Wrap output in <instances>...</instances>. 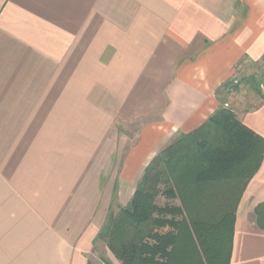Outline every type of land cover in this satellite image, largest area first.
Wrapping results in <instances>:
<instances>
[{
  "label": "crops",
  "instance_id": "obj_1",
  "mask_svg": "<svg viewBox=\"0 0 264 264\" xmlns=\"http://www.w3.org/2000/svg\"><path fill=\"white\" fill-rule=\"evenodd\" d=\"M263 56L264 0H0V264L92 261L115 186L126 205L153 156ZM236 113L264 137V100ZM119 120L140 126L124 154ZM262 202L264 160L230 264H264Z\"/></svg>",
  "mask_w": 264,
  "mask_h": 264
},
{
  "label": "trees",
  "instance_id": "obj_2",
  "mask_svg": "<svg viewBox=\"0 0 264 264\" xmlns=\"http://www.w3.org/2000/svg\"><path fill=\"white\" fill-rule=\"evenodd\" d=\"M242 82L264 100V73L259 80L256 75L238 82L228 79L217 94L222 88L237 89ZM220 102L202 125L153 156L131 199L118 212L113 210L115 186L96 240L103 241L121 264L231 263L238 205L263 163L264 137L222 104L226 101ZM255 213L264 230V202Z\"/></svg>",
  "mask_w": 264,
  "mask_h": 264
},
{
  "label": "rangeland",
  "instance_id": "obj_3",
  "mask_svg": "<svg viewBox=\"0 0 264 264\" xmlns=\"http://www.w3.org/2000/svg\"><path fill=\"white\" fill-rule=\"evenodd\" d=\"M264 73V60H259L257 62H251V61H245L242 66H240L236 73L234 78L235 82H238L239 80H243V78H248L249 76L256 75L257 79L259 80ZM222 94L219 95V99L226 101L222 104L233 108L235 111H241L243 109L251 108L255 105H258L262 101V97L257 95L252 89L251 86L245 82H242L241 85L237 89H227L222 88ZM262 91L264 94V86L262 87ZM118 131L122 134L117 135V145L121 146L123 145V142L121 141V135L127 136V142L125 143L126 149L124 150V153H127L129 151V148L131 149L132 145L136 141L138 131H139V122L135 121L132 124H128L124 120H119L116 125ZM118 157V154H117ZM118 163V161H117ZM135 188V184L130 185V190L128 191L127 195L132 193V191ZM118 191V190H117ZM127 199L122 200V205L118 201V193L116 194V201L113 205V210L115 212H118L120 206H125V203ZM111 256H114L113 253L108 249L106 244L103 241H98L97 246L95 247V251L93 252L91 259L93 262H96L98 264H103L105 261L107 262L108 259L112 260ZM115 257V256H114ZM113 257V258H114ZM108 258V259H107ZM116 260L119 264L120 261Z\"/></svg>",
  "mask_w": 264,
  "mask_h": 264
}]
</instances>
